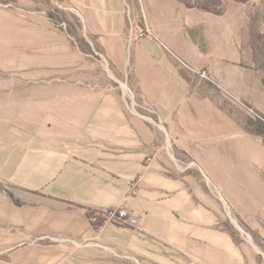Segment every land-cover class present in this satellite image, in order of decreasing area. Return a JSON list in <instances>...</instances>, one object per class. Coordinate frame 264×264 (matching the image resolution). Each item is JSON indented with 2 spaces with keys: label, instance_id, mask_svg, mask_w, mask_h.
Segmentation results:
<instances>
[{
  "label": "rangeland",
  "instance_id": "374dc122",
  "mask_svg": "<svg viewBox=\"0 0 264 264\" xmlns=\"http://www.w3.org/2000/svg\"><path fill=\"white\" fill-rule=\"evenodd\" d=\"M125 4L124 42L115 44L90 33L71 0H0V131L71 143L95 131L123 134L132 164L144 150L130 183L156 192L139 202L141 213L156 212L149 226L187 239L163 243L160 264H264V0ZM156 38L188 85L186 110L168 120L135 49ZM123 209L87 214L94 228L120 226L113 213ZM91 242L15 234L0 210V264H76Z\"/></svg>",
  "mask_w": 264,
  "mask_h": 264
},
{
  "label": "crops",
  "instance_id": "0c3cea01",
  "mask_svg": "<svg viewBox=\"0 0 264 264\" xmlns=\"http://www.w3.org/2000/svg\"><path fill=\"white\" fill-rule=\"evenodd\" d=\"M71 1L82 12L90 33L115 44L124 42L125 0ZM161 45L157 38L142 39L135 49L147 68L144 71L161 87V94L153 96V105L168 120L174 111L186 110L183 96L188 85L173 70L176 61ZM90 135L94 136L71 143L64 140L63 134L50 138L26 129L0 131V210L7 208L9 227L15 234L69 233L78 240L93 238L76 264L162 263L166 260L163 243L185 244L187 239L182 230L149 226V220L158 217L156 212L141 213L139 202L156 193L147 191L141 183H130L129 171L143 169L138 162L143 147L134 165L126 136L107 131ZM125 145V149L116 148ZM144 180H150L149 176ZM132 187L134 192L129 195ZM65 204L72 206L66 210ZM121 205L137 219L138 227H92L88 209Z\"/></svg>",
  "mask_w": 264,
  "mask_h": 264
},
{
  "label": "built area",
  "instance_id": "2783aa9c",
  "mask_svg": "<svg viewBox=\"0 0 264 264\" xmlns=\"http://www.w3.org/2000/svg\"><path fill=\"white\" fill-rule=\"evenodd\" d=\"M113 215V221L120 226L125 224L135 226L137 223V219L134 216L130 215L126 209L116 210Z\"/></svg>",
  "mask_w": 264,
  "mask_h": 264
},
{
  "label": "trees",
  "instance_id": "16d2710c",
  "mask_svg": "<svg viewBox=\"0 0 264 264\" xmlns=\"http://www.w3.org/2000/svg\"><path fill=\"white\" fill-rule=\"evenodd\" d=\"M89 210V209H88Z\"/></svg>",
  "mask_w": 264,
  "mask_h": 264
}]
</instances>
